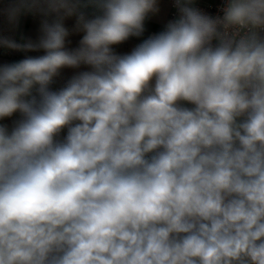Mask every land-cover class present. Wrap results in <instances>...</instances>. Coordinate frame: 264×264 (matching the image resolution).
Masks as SVG:
<instances>
[{
  "label": "clouds",
  "instance_id": "1",
  "mask_svg": "<svg viewBox=\"0 0 264 264\" xmlns=\"http://www.w3.org/2000/svg\"><path fill=\"white\" fill-rule=\"evenodd\" d=\"M5 3L0 264H264V0Z\"/></svg>",
  "mask_w": 264,
  "mask_h": 264
},
{
  "label": "crops",
  "instance_id": "2",
  "mask_svg": "<svg viewBox=\"0 0 264 264\" xmlns=\"http://www.w3.org/2000/svg\"><path fill=\"white\" fill-rule=\"evenodd\" d=\"M212 0H196L198 2H210ZM161 5L160 13L146 22V32L141 38H130L124 44L117 46L116 50L120 53L130 52L142 39L147 38L151 33L162 30L163 26L166 24L167 16L170 12V4L168 0H159ZM6 6L5 0H0V35L8 36L19 43L25 42L28 38H31L33 41H36L40 35V26L44 17L37 15L26 14L19 18L18 24H10L7 16L4 14L2 9ZM75 17L66 18L64 20V25L70 30L69 40L71 44L69 47H75L78 44L79 39L83 33H76L73 31L75 25ZM6 49H0V62L4 61H15L23 59L27 55H42L43 52H16L15 57H10L6 54ZM71 75L70 70H65L60 78H58L54 87L58 88L63 85L67 78ZM18 118V114H17Z\"/></svg>",
  "mask_w": 264,
  "mask_h": 264
},
{
  "label": "built area",
  "instance_id": "3",
  "mask_svg": "<svg viewBox=\"0 0 264 264\" xmlns=\"http://www.w3.org/2000/svg\"><path fill=\"white\" fill-rule=\"evenodd\" d=\"M169 4H170V12L167 16L166 22L170 19L175 18V16L177 15L176 9L174 7L173 4V0H168ZM224 0H212L211 3L210 2H198L196 3V6L201 7V8H205V9H219L223 6ZM217 14L218 11H217ZM152 34V33H151ZM150 34V35H151ZM6 54L10 57H15L16 56V52H12V51H6Z\"/></svg>",
  "mask_w": 264,
  "mask_h": 264
}]
</instances>
